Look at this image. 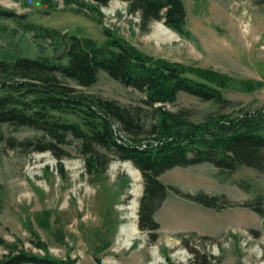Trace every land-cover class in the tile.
Wrapping results in <instances>:
<instances>
[{"label": "rangeland", "instance_id": "obj_1", "mask_svg": "<svg viewBox=\"0 0 264 264\" xmlns=\"http://www.w3.org/2000/svg\"><path fill=\"white\" fill-rule=\"evenodd\" d=\"M182 2L186 11L183 34L162 22H153L143 32L138 16L128 15L126 4L119 0H111L100 9L91 0H0V9L24 15V23L98 44L107 40L106 30L137 52L186 68L192 72L187 76L197 80L193 74L197 70L227 77V88L221 90L226 103L203 102L180 93L174 104L164 106L190 122L263 110L264 4L259 0ZM160 26L172 37L163 34ZM51 54L46 46L42 56ZM2 55L34 58L40 53L32 34L24 33L16 20L0 18ZM242 81L260 85L245 91L239 85ZM63 82L82 94L114 101L137 115L142 131L133 137L150 140L155 114L142 103V94L102 72L87 88ZM67 120L78 121L74 117ZM112 126L117 140H127L116 124ZM42 139L41 132L0 125V260L8 254L7 245H16L19 251L74 264H97V259L100 264H195L190 249L215 258L212 264H264V215L248 206L264 211V165L261 170L239 166L227 175L209 163L165 172L158 178L165 186L181 194L218 197L223 208H204L167 190L154 214L159 229L152 243L148 232L138 228L144 182L130 162L110 155L106 171L91 177L79 144L71 137L63 149L70 158L61 168L51 153H28L20 145ZM122 226L132 231L124 236ZM32 231L46 245V254L34 247ZM180 238H191L188 247Z\"/></svg>", "mask_w": 264, "mask_h": 264}, {"label": "trees", "instance_id": "obj_2", "mask_svg": "<svg viewBox=\"0 0 264 264\" xmlns=\"http://www.w3.org/2000/svg\"><path fill=\"white\" fill-rule=\"evenodd\" d=\"M91 1L96 9H100L111 0ZM119 1L126 4L128 15L138 16L143 32L153 22H162L172 31L184 33L186 11L182 0ZM259 1L264 4V0ZM0 18L16 20L24 33L32 34L40 53L34 58L0 57V125L41 132L42 140L20 145L28 153H51L60 168L61 163L70 158L63 149L71 137L78 142L86 173L91 177L106 171L110 155L119 161L130 162L144 182L138 228L148 232L150 242L158 238L159 223L154 220V214L162 205L167 190L204 208H223L218 197L181 194L177 189L165 186L158 180L165 172L202 163L211 164L225 175L234 173L239 166L263 169L264 106L261 111L235 117H208L201 123L190 122L181 114L164 109L165 105L174 104L180 93L203 102L226 103L221 90L227 88V77L211 70H197L193 74L199 80L194 79L187 76L192 72L186 68L137 52L106 30L107 40L98 44L92 39L61 35L54 29L24 23L25 16L12 11L0 9ZM46 46L51 49L50 57L42 56ZM100 72L143 95L142 103L155 114L149 138L154 145L150 140L144 142L133 137L142 131L137 115L114 101L82 94L63 82L68 80L87 88L95 84ZM239 85L245 91H253L260 84L242 81ZM67 117L78 121L71 122ZM113 124L127 140L116 139ZM59 171L62 174V169ZM248 206L258 215H264L261 208ZM31 235L34 247L46 254V245L35 232ZM190 240L182 238L181 242L188 247ZM6 247L8 254L0 264H74L19 251L16 245ZM190 251L195 264H212L211 259L215 260L196 250ZM96 263L100 264V260Z\"/></svg>", "mask_w": 264, "mask_h": 264}, {"label": "bare ground", "instance_id": "obj_3", "mask_svg": "<svg viewBox=\"0 0 264 264\" xmlns=\"http://www.w3.org/2000/svg\"><path fill=\"white\" fill-rule=\"evenodd\" d=\"M160 29H161V32L163 34H165L166 36L168 35V36L172 37V34L168 30H166L163 26H160ZM126 168H127V171L130 170L129 165H127ZM130 176L132 179H135L134 174H131ZM134 196L136 197L137 195L134 193ZM131 210H134V206L131 207ZM130 218H133V217H130ZM131 231H132V229H129L127 226H122L120 229L121 234H123L124 236H127L129 234V232H131Z\"/></svg>", "mask_w": 264, "mask_h": 264}, {"label": "built area", "instance_id": "obj_4", "mask_svg": "<svg viewBox=\"0 0 264 264\" xmlns=\"http://www.w3.org/2000/svg\"><path fill=\"white\" fill-rule=\"evenodd\" d=\"M113 127V126H112Z\"/></svg>", "mask_w": 264, "mask_h": 264}]
</instances>
